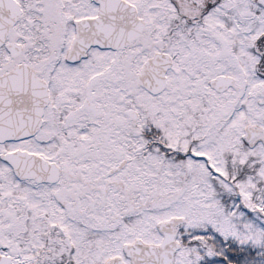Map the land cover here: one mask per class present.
Here are the masks:
<instances>
[{
  "label": "snow or ice",
  "instance_id": "1",
  "mask_svg": "<svg viewBox=\"0 0 264 264\" xmlns=\"http://www.w3.org/2000/svg\"><path fill=\"white\" fill-rule=\"evenodd\" d=\"M0 264H264V0H0Z\"/></svg>",
  "mask_w": 264,
  "mask_h": 264
}]
</instances>
